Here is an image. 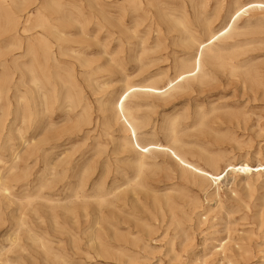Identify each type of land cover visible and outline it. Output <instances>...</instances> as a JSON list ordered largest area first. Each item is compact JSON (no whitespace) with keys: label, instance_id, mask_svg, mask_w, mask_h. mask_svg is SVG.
<instances>
[{"label":"bare ground","instance_id":"6f19581e","mask_svg":"<svg viewBox=\"0 0 264 264\" xmlns=\"http://www.w3.org/2000/svg\"><path fill=\"white\" fill-rule=\"evenodd\" d=\"M180 1L183 9L186 3L189 2L192 11L185 12L182 17L175 18L174 22H177L179 28L173 24L178 29H175L177 31L175 35L177 36L172 37V43L168 44L164 40V36L173 32L174 29H169L165 34L162 28L157 27L154 30L156 32L155 40L149 47H147V36L150 33L147 32L143 38H140V45L144 46V48L138 58L145 65L149 63V61L147 63L144 61L145 56L150 53H160L172 46L182 47V49L194 48V53H185L184 55H188V58L183 59L180 58L181 56H177V51L171 50L177 60L173 75L160 74L157 75L158 77H151L141 82L133 81L129 76H125L124 81H122L124 82V87L118 96L111 100L97 99L98 102H96L99 104L102 114L101 125L103 127L98 129H102L103 135L112 137L113 126L118 125L121 136L119 135L117 150L125 153L129 151L135 155L133 176L127 177L123 184L113 182L110 187L106 185L105 178L101 177L90 188L88 183L92 175L91 167L89 166L91 162L81 166L78 160L73 162L69 155H63L64 157H61L56 162H49V157L46 155L43 165L44 169L36 177L34 191L31 192L28 188L31 185L29 179L31 174L28 172L30 166L24 168L22 164L33 157H37L43 151L45 152L46 149L43 147L49 143L52 133L57 132L56 124L50 120L55 106L66 103L72 110L77 109V125L80 123L91 125L93 122L91 113L93 108H91L89 100L80 93L81 89L79 87L81 85L79 84L76 64L74 62H64L62 59V57L69 55L67 48L60 43L67 32L56 23L78 26L83 22L91 21L95 17L93 12L94 0H0V38H3L1 44H4V46L0 44V217H2L3 206H16V236L11 238L12 243L10 242L13 251L22 252L25 249V245L21 244L20 241L30 239L36 245L37 252L43 254L46 261L52 260L62 264H73L69 260L67 248H63L62 252H57L45 237L36 234L38 231H35L30 226L32 224H30L31 220L33 223L45 225V231H42L44 234H52L53 237L57 236L59 237L58 240L62 238V240H66L63 241L66 244L68 240H77L83 235H87L94 249L104 254L107 253L115 264L139 263L141 251L148 247L146 238L152 237L156 233L157 228L146 222L142 225V229L139 232H134L129 227L128 231L123 233L122 223H127L124 215L131 216L133 213L126 211L120 203H123L125 207L128 206V192H133L132 194L136 195V191L146 188L143 181L144 171L150 165L151 160L160 155L170 158L181 172V184L176 185L179 190L175 191L177 193L175 198L171 194L162 199H154V204L159 209L160 214L164 217L166 216L164 207L167 208L170 214L171 222L169 226H173L171 229L172 234L169 231V227L164 233L165 236H169V252L176 256H178L176 251L178 244L183 245L189 239L187 223L191 222L193 216L198 218V225L210 224L211 227H214L215 221L219 218L218 214L223 210L227 211L228 215H231L235 210L240 211L244 208L249 210L259 207L258 204L252 202L251 194L248 195V199H242L236 194L235 190L229 187L227 188L234 195V199L232 198L234 202L231 203L229 201V206L227 207L226 202L222 199V191L223 187L230 183L231 178H234L232 185L235 188L243 186L251 191L257 186L264 187L263 159H258L257 157V164H252L248 158L241 161L227 159L228 162L225 163L224 155L220 151L209 150L202 144L197 142L190 144L189 141L185 140V136L192 132L199 133L207 139L210 138L212 143L233 139L232 136L229 137V134H222L223 131L220 132L209 124L210 117L218 111L217 107L213 106L207 111L199 108L195 111V118L191 123L187 121L192 114L167 118L162 127L165 142L155 140L153 136L145 137L146 134L144 135L143 133L147 122L141 111L145 105L149 106L145 103L146 99L172 100L186 92H190L194 86L201 88L208 86L216 78L214 72L217 69L227 70L232 75L243 71L255 84L257 82L258 76L250 73V70H248L249 64L236 59L244 50L242 48L243 37L258 27L264 28V0H235L233 7L229 11L227 22L224 21L219 24L218 21L224 8L225 0H216V5H213L214 8L211 12H208L210 0ZM156 3V0H113L110 4L115 8V12L121 16L141 11L147 17L152 14V9L157 6ZM32 5L34 7L30 8ZM105 6L106 3L103 4V7ZM243 20L244 22L242 23ZM139 23L141 22H136V24ZM199 31H201L200 34ZM134 35H138L137 30H134ZM15 50L22 52L18 56L11 57L12 65L10 66L7 57ZM69 50L74 53L75 62L80 67L88 69L90 61L89 59L84 61L81 59L83 52L77 48H70ZM22 59L27 60L22 62ZM156 59H151L150 62H154ZM93 71H88L92 73L91 76L94 73ZM17 73L20 74L18 80L16 79ZM26 74L29 75V80H26ZM81 74L87 75L88 73L84 72ZM90 80H93V78ZM27 81L30 84V91L27 90L29 92L28 96L18 94L16 96V106H14L15 103L12 104L11 92L20 93L19 86L22 84L26 85ZM63 88L67 89L65 93L61 92ZM262 91L261 94L263 93ZM245 94L247 95V93ZM10 116H12V119L9 120ZM55 122L57 121L55 120ZM40 123L45 125L43 127L44 139L41 137L42 140L35 143L33 138H26L24 133H27L31 128L34 129ZM15 131L20 133L18 143H16V138L14 137ZM230 132H233V130ZM19 148L21 149L19 150ZM193 157H199L203 164L193 160ZM239 172L244 177H240ZM156 176L157 174L153 176V179ZM261 178L263 179L260 181ZM123 185H125V190L120 189ZM14 187L23 189L20 192H16L15 190L13 191ZM212 187L213 189L210 190ZM202 192L206 194L207 198L214 200V203L216 202L214 208H203L202 203L199 201V193ZM262 208H264V203ZM263 214L264 210L260 212L261 216ZM154 216L156 217V215ZM259 227L261 226L259 225ZM223 240H219L217 254H222L220 256H223L224 260H228V264H235L234 256L232 254L230 256L227 255L228 247ZM164 244L167 246L166 242ZM187 245L189 246V244ZM237 247L239 253L243 251L242 246L237 245ZM74 248L75 251H78L77 247ZM178 251L180 252V250ZM147 252L145 250V253ZM23 260L24 258L21 255L15 258L6 257L5 259H0V264H20ZM199 260V258H196L194 262L208 264V259Z\"/></svg>","mask_w":264,"mask_h":264},{"label":"rangeland","instance_id":"374dc122","mask_svg":"<svg viewBox=\"0 0 264 264\" xmlns=\"http://www.w3.org/2000/svg\"><path fill=\"white\" fill-rule=\"evenodd\" d=\"M112 1L113 0H94L93 12L95 17L92 18L89 22H83L78 26H75L73 24L74 27L73 25L67 26L56 23L59 27H61V29L63 28L64 31L67 32V34L63 36V40L60 41V43L65 48H67V53L69 55H67L68 57H62V59L64 60V62H74L76 64L79 84L81 85L79 87V89H81L80 93L83 97H86L89 100L91 108H93L91 109L93 122L91 125H88L86 123H80L79 125H77V109L72 110L66 103L57 104L55 106L50 120L51 122H54L56 124L55 127H57L56 129H58L57 132L52 133V138L50 139L49 143L43 147L46 149L45 152L43 151L37 157H33L32 159L27 160L28 162L26 161L22 164L24 168L26 166H30L28 172L31 174L29 178L31 185H29L28 188L31 192L34 191V183L36 182V177L44 169L43 165L46 155L49 157V162H56L58 159L66 155H69L70 159L73 160V162L78 160L81 166H83L85 163L87 164L88 162H91L89 166L91 167L92 175L88 183V186L90 188H92V186L97 183L101 179V177L105 178L106 185L110 187L113 182L123 184L127 177L133 176V162L135 161L136 157L132 152L128 151L127 153H125L117 150L118 140L121 136L118 125L113 126L112 137L103 135L102 129H98L103 127L101 125L102 114L99 109V104L96 102H98V100L102 98L111 100L112 98L118 96L120 91L124 87V82L122 81H124L125 76H129L133 81L141 82L151 77H158L157 75L160 74L167 73L173 75L175 73V63L177 61L176 57L172 54L173 50L177 51V56H181L180 58L183 59L188 58V55H184L185 53H194V48L182 49V47L179 48L172 46L160 53H150L145 56L144 61H146V63L147 61H149V63H147L149 65H143V63H141L138 58V56L142 54V50L144 48V46L140 45V38H143L144 35L149 32L150 34L147 36V47H149L155 40L156 32L154 30L157 27L162 28V31L164 33H167L169 29H178L179 26L177 25V22H174L175 18L182 17L185 12L192 11L189 2L186 3L185 8L183 9L180 0H156L157 6L152 9V14L145 17L144 13L141 11H138L135 14L130 13L121 16L119 13L115 12V8L112 6V4H110L112 3ZM215 1L216 0H210L208 12H211V10H213L214 6L216 5ZM234 2L235 0H225V4L223 6L224 8L221 12L222 14L219 18L218 24L224 21L227 22L229 11L233 7ZM104 3H106L105 7H103ZM33 7L34 5H32L30 8ZM161 20L163 23L161 22ZM136 22L141 23L136 24ZM243 22L244 20L242 21V23ZM173 24H175L178 28ZM134 30H137V36L134 35ZM174 30L169 34L165 33V39H163L166 40L168 44L172 43V37L177 36L175 35L177 34V31ZM200 33L201 31H199V34ZM1 40H3V38H0V44L2 43ZM242 43V48L244 50H242V54H240L236 60L242 61L245 64H249L248 70H250V73L253 75L256 74L258 76L256 82V84L258 83V85H256L253 80H251V78L247 76V74L243 71L232 75L227 70L217 69L218 71L216 70L214 72L216 78L212 80L211 84H209L208 86H204L202 88L194 86L193 90H191L190 92H186L187 94L184 93L182 96L172 100L151 98L146 99L145 103L149 106L145 105L143 110L141 111V114L146 118L147 122V126L143 129L144 135L146 134L145 137L153 136L155 140L165 142L162 127L165 124V120L167 118L169 119L178 115L192 114L190 115L191 118L187 121L188 123H191L195 118L194 114L196 110H198L199 108H203L207 111L214 106L218 108V111L216 114L210 117L209 124L212 127L218 129L220 132L223 131L222 134H229V137L232 136L234 140L230 138L220 143H212L210 138L207 139L206 137H203L199 133L195 132L189 133L187 136H185V140L189 141L190 144H195V142L202 144L209 150H215L218 152L220 151V153L224 155L225 163L228 162L229 159L241 161L245 158H248L252 162V164H257V160L260 158L264 160V28H256L250 34L243 37ZM1 45L4 46V44ZM70 48L80 49L85 55H81V59L83 61L89 59L90 66L88 67V69L94 70L92 76V73L88 72L90 70L80 67L78 63L75 62V59L73 57L75 55L74 53L70 52ZM21 52L22 51L20 50L12 51L11 54L7 57V59L9 60L8 64L10 66L12 65L11 57L18 56ZM159 54L161 55V57ZM151 59L156 60L154 62H150ZM26 60L27 59H22L21 61L26 62ZM83 71L87 72L88 74H81L84 73ZM19 75V73L16 74L17 80L19 78ZM92 78L93 80H90ZM26 80H29L28 74H26ZM27 90L30 91V84L28 83V81L26 85L22 84L19 86L20 93L11 92L10 95L13 99L12 104L15 103L14 106H16V96L18 94L28 96L29 92ZM66 90V88H63L61 92L63 91V93H65ZM261 91L263 92L262 94ZM244 92L247 93V95ZM38 101L40 102V100ZM106 114L109 115L108 113ZM228 115L230 116L228 117ZM10 119H12V116H10L9 120ZM55 120L57 122H55ZM43 127H45L44 123H40L36 127H34V129L31 128L27 133H24V136L28 139L33 138L35 143L40 142L42 138L44 139ZM232 130L234 133L230 132ZM19 136L20 133L18 131H15L14 137L16 138V143H18L20 140ZM20 149L21 148H19V150ZM89 156H93L92 159ZM53 157L56 159L54 160ZM192 159L195 161L197 160L196 162L203 164L199 157H193ZM156 162L158 163V165H156ZM144 173L145 174L143 177V181L146 185V188H142L136 191V195L132 194L133 192H128V206L125 207L123 203H120V205L126 211H131L133 213V215L131 216L127 214L124 215V219L127 223H122L123 233L127 232L129 227L132 231L139 232L142 229V225L146 222H149L153 227L157 228L156 233L152 237L146 238L148 247L145 250L146 252H148L145 253V250H142L140 259L138 260L139 263L136 264H201L199 262L196 263V261L194 262L196 258H199V261L208 259V264H228V260L225 259V261L223 259V256H220L222 254H217V250H219V240H223L224 238L225 239L223 240V242H226V245L228 247L227 255L230 256L232 254L234 256L233 258L236 261L235 264H264V214L263 216L260 215V212L264 210V208L261 209L264 203V187L257 186L251 191L250 189H246L243 186L235 188L232 185L234 182V178H231L230 183L227 186L223 187L222 191V199L226 202L227 207L229 206V201L231 203L234 202L232 200L234 195L231 194L230 191H228L229 188L235 190L236 194H238L242 199H248V195L251 194L252 202L254 204H258L259 207L249 210L245 208L240 211L235 210V212L231 215H228L227 211L223 210L218 214L219 218L215 221L216 224L214 227H211L210 224H205L204 226L198 225V218L196 216H193V221L191 220L190 223L188 222L189 224L187 223L189 231L188 241L184 242L183 245L178 244L177 246L176 251L178 252V258V256H176L175 254L169 252V236H165L168 227L170 233L172 234L171 229L173 228V226H169L171 222L170 214L168 213L166 207H164V213L166 214V216L164 217L162 214H160L159 209L154 204V199H162L163 197L169 196L171 194L175 198V196L177 195L175 191L179 190V187L176 185L181 184V172L173 164L170 158L160 155L154 160H151L150 165L146 167ZM156 174L157 176L153 179V176H155ZM238 174L241 175L240 177H244L241 172H239ZM262 179L263 178H261L260 181ZM22 189L23 188L14 187L13 191L15 190L16 192H20L22 191ZM120 189L125 190V185H123ZM212 189L213 187L210 190ZM209 199L210 198H207L205 193H199V201L202 203L203 208L215 207L216 202L214 203V200ZM15 209V205L8 207H6V205L3 206V212L1 215L2 217H0V259H5L6 257L15 258L21 255L24 260L20 264H62L61 262H53L52 260L49 262L46 261L43 254L37 252L38 249L36 245H34L30 239H24L20 241L21 244L25 245V249H23L22 252L19 251L21 253L13 251L11 238H14V236H16L15 217L17 213H15ZM154 215H156V217ZM30 224V226H32L35 231H38V233L36 232V234L45 237L47 241L50 242L49 244L53 248H55L57 252H62L65 248H67L69 260L73 264H115L107 253L104 254L99 250L94 249V246L90 239L87 238V235H83L77 240H68V243L66 244L63 242L66 240H62V238L58 240L59 237L57 236L53 237L52 234H44L42 232L45 231L44 224L33 223L31 222V220ZM259 225L261 227H259ZM192 230L195 233H193ZM248 230L250 231V236ZM232 239L234 243L232 242ZM165 242L167 243V246L166 244H164ZM187 244H189V246ZM237 245L243 247V251H241L240 253L237 251ZM185 246L186 248H184ZM74 247H77L78 251H75ZM178 250H180V252ZM31 254L34 256H32ZM180 254L182 258L180 257ZM202 256L204 257L203 259ZM159 260H162L161 263Z\"/></svg>","mask_w":264,"mask_h":264}]
</instances>
